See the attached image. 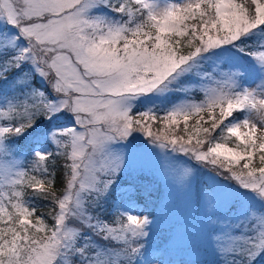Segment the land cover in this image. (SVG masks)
I'll use <instances>...</instances> for the list:
<instances>
[{"label": "snow or ice", "instance_id": "obj_1", "mask_svg": "<svg viewBox=\"0 0 264 264\" xmlns=\"http://www.w3.org/2000/svg\"><path fill=\"white\" fill-rule=\"evenodd\" d=\"M0 264H264V0H0Z\"/></svg>", "mask_w": 264, "mask_h": 264}, {"label": "rangeland", "instance_id": "obj_2", "mask_svg": "<svg viewBox=\"0 0 264 264\" xmlns=\"http://www.w3.org/2000/svg\"><path fill=\"white\" fill-rule=\"evenodd\" d=\"M200 179L207 180V176H201ZM161 187L165 190V199L161 202L160 208L156 210L157 215L166 223H182L189 237H194L197 229L196 221L191 216V210L183 203L181 196L166 192L163 183ZM149 210L152 209L150 208ZM174 258L180 259L182 257L180 253H176L174 254Z\"/></svg>", "mask_w": 264, "mask_h": 264}]
</instances>
